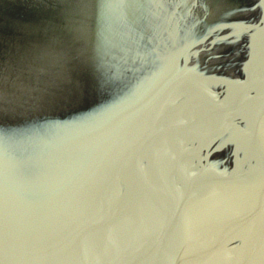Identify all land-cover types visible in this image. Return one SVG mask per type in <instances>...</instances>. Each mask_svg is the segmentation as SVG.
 Wrapping results in <instances>:
<instances>
[{
    "label": "water",
    "instance_id": "water-1",
    "mask_svg": "<svg viewBox=\"0 0 264 264\" xmlns=\"http://www.w3.org/2000/svg\"><path fill=\"white\" fill-rule=\"evenodd\" d=\"M260 0H0V264H264Z\"/></svg>",
    "mask_w": 264,
    "mask_h": 264
},
{
    "label": "snow or ice",
    "instance_id": "snow-or-ice-1",
    "mask_svg": "<svg viewBox=\"0 0 264 264\" xmlns=\"http://www.w3.org/2000/svg\"><path fill=\"white\" fill-rule=\"evenodd\" d=\"M258 7L264 9V0H260V3L258 5ZM261 64H260V69L262 72H264V49H262L261 51Z\"/></svg>",
    "mask_w": 264,
    "mask_h": 264
}]
</instances>
